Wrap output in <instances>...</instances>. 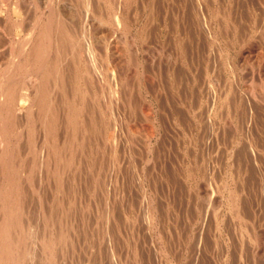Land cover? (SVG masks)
I'll return each mask as SVG.
<instances>
[{
    "label": "rangeland",
    "instance_id": "rangeland-1",
    "mask_svg": "<svg viewBox=\"0 0 264 264\" xmlns=\"http://www.w3.org/2000/svg\"><path fill=\"white\" fill-rule=\"evenodd\" d=\"M23 1L0 2V69L16 38L46 11V5H36L48 3ZM56 1L52 5L61 8L73 33L88 28L94 33V56L89 49L80 56L87 71L80 67L73 76L81 90L93 83L100 103L90 99L95 110L85 113L80 106L90 93L77 100L75 110L81 113H76L86 123L81 128L89 134L84 132L85 150L76 159L80 165L64 169L65 212L57 215L66 219L63 228L52 210V236L62 239L53 247L54 259L69 256L62 264H264V0H92L104 15L101 20L86 18L81 0ZM111 11L122 18L119 25ZM64 56L70 58L64 66L72 68L79 53L65 50ZM99 79L116 85L112 107ZM111 133L126 143V154L111 155ZM86 146L93 150L90 155ZM46 178L39 188V194H47L44 203L60 189L54 191V180ZM36 198L31 205L27 201L29 213L36 211L31 223L40 219ZM145 205L153 208L151 226ZM34 223L30 243H37L42 231V222Z\"/></svg>",
    "mask_w": 264,
    "mask_h": 264
},
{
    "label": "bare ground",
    "instance_id": "bare-ground-1",
    "mask_svg": "<svg viewBox=\"0 0 264 264\" xmlns=\"http://www.w3.org/2000/svg\"><path fill=\"white\" fill-rule=\"evenodd\" d=\"M57 1H59V0H57ZM34 2L37 4L38 0H34ZM42 2H43V0L40 3H42ZM47 2L48 3H46V4L36 5V7L46 5V7L42 8V9H44V8L46 9V11H45L46 13L45 12H44L45 14L43 12L41 14L39 13L40 16L37 15L38 17H35L34 21L32 23H30L27 28L25 27L26 28L25 33H23V35L20 36V38L18 37L15 40V44H16L15 46L17 49L14 46H12L10 48V51H9L10 58L7 59V62L5 64H3V66H1V69H0V72H1L0 73V264H38L37 263L38 257H36V251L39 252L38 253V256H40L39 262H42L43 264H62V261L65 263L66 262L65 260L69 258V256H66L68 258H64L65 260L62 259L61 257H60L61 260H59V259L55 260L56 258L54 259L55 250L53 247H58L61 244L62 239L60 237H56V236H54V237H56L57 240L54 239V237L52 236L53 232H52L51 228L49 227L50 226L49 223L52 222L51 216H52V210L53 209H55L56 217H58L57 215L60 212L61 213L65 212V211H63V209L65 207H64V205H62V202L65 201L64 198L66 197L65 195H64V198L62 197L63 190H65V189L64 188L61 189V186L63 184L64 169L67 166L68 170H71V168H69L68 166L71 167V165H74L75 163L78 164L79 162H77L78 160H76V159H78L77 156H78V154L81 155V152L83 150H85L82 148L85 147V145H83L84 141H85L84 139H86L85 138L86 135L84 134V132H87V130L85 131V128H83V127L81 128V126H84L86 123L82 124L84 121L80 120L81 117L79 116L80 115L79 113H81L82 111H85V113L94 112V110H95L93 108L94 105L92 106V104H91V102L94 99L96 100L97 106L100 103L98 101V98L97 97L95 98L96 95L94 94L95 95L94 96L92 93L94 90L93 85H92L93 83L92 84L88 83L87 87L81 90L80 89L81 87H79L80 84H78V81L74 80L75 75L73 76V71H78V72L81 71L80 67H81V69L87 71V67H84L83 64L81 63V59H83V57L80 58L82 49H84L85 51H86V49H89V51H90L89 53L92 56H94V52H92V48H90V47H92V43H94V41H95L94 36H93L94 33H93L92 29H91V31H88L90 29V28H88V30H86L87 31L86 33H81V34L79 33L80 35H76L75 34L76 32L73 33L74 32L73 31L74 26L72 28H69L66 25L67 17L65 19V15H63V12H60V11H62L61 8H58V10H56V8L53 6L55 4L52 5V0H47ZM94 2L95 1H92V0H81V4H80L81 9L84 11L86 18H87V15L91 14L95 18L99 17V19L101 20V19H103L102 17L104 15L102 16L100 12L98 13L96 6H95L97 2H95V3ZM60 3H61V1H60ZM33 6H35V5H33ZM99 7H100V5H99ZM13 8H15V7H13ZM59 9H60V11H59ZM13 11H14V9H13ZM66 11H68V10H66ZM111 12L114 13V15L112 17L114 18L115 23L117 25H119L122 18L121 17L117 18L115 16V14L119 15V13H116V11L115 12L111 11ZM105 17H106V15H105ZM71 21L72 20H70L69 23ZM102 22H103V20H102ZM104 22H106V21H104ZM83 24H85V23H83ZM85 25L83 26V28L85 27ZM83 28H81V29L83 30ZM95 29H97V28H95ZM83 32H85V30ZM144 33H146V32H144ZM15 36H17V35H15ZM149 44H150V42H149ZM13 48H15L16 50L13 51ZM261 49L264 51V45L263 44L260 45V51H262ZM65 50H68L71 54H73L75 52L79 53V56L77 59H75V60L71 59L72 68H70V67L66 68L64 66L65 62H67V60L70 59L67 56L62 57V53H64ZM88 71H89V69H88ZM83 74H85V72ZM90 75H93V74H90ZM88 78L90 79V76ZM100 78H102V77H100ZM90 80H93V78ZM100 80L101 79H99V82H100ZM105 81L106 80H104L102 82V80H101L103 87H106L109 90V95L107 94L108 97L106 98V100L110 101L109 106H111V105H113V103H112L113 99L111 98V96L114 93L118 94V91H115L114 89H112L116 85L111 86L112 87L111 88L110 86H108L109 83L106 81L108 83V84H106ZM96 82H97V80H95V83ZM77 84L79 86H77ZM102 84L100 83V85H102ZM96 85H98V84H96ZM85 86H86V84H85ZM98 90H96V91H98ZM87 93H90L89 94L90 96H88L86 98V99H88V102L85 105V98H84V101L82 100L83 103H81L79 96H81V95L86 96ZM63 95H65V96H63ZM78 99H79V102L81 103L80 107H82L81 112H80V110H78V111L75 110L76 109L75 107H77V102H78L77 100ZM90 99H93V100L90 101ZM89 102H90V106H89ZM107 107L108 106H106V105L104 106V108H107ZM111 107H110V109H111ZM104 110L106 111V109H104ZM59 112H61V115H59ZM76 112H79L78 113L79 115ZM110 112H113L112 109ZM78 116L80 117V119L78 118ZM96 118H98V117H96ZM87 119H88V117H87ZM115 120H116V118H115ZM96 121H98V120H96ZM96 121H94V119H93V122H96ZM67 123H70V124H67ZM89 123H90V121H88L87 124H89ZM114 123H116V122H114ZM95 124H97V123H95ZM69 127H71V128L69 129ZM60 128L63 129L62 132L64 134L62 132H60L62 136L58 133ZM91 128H89V130H91ZM113 128H114V126H113ZM86 129H88V128H86ZM96 129L97 128H95L94 131H96ZM99 129H100V127L98 128V130ZM66 130L72 131V133L66 132ZM70 133H71V137H70L71 139L68 136L66 137V135H70ZM115 133H116V131H115ZM76 134H78L77 137H76ZM87 134H89V132H87ZM79 136H80V138H79V140H77ZM97 137L98 136L96 135V138ZM108 138L111 141L110 144L112 145L111 146L112 153L110 152L111 155H117L120 152L121 153L125 152L126 149L124 150V146L126 145V143L123 144L120 140H119V142L121 143V149H120L121 151L117 150V149H119L118 148L119 146L117 145V144H119V142H118L117 136L114 133L109 134ZM37 141H38V145L36 146L35 144L37 143ZM86 147H89V146H86ZM111 149H110V151H111ZM92 151L93 150H91V148L89 147L87 153L90 155V153H92ZM116 152H118V153L116 154ZM125 154H126V152H125ZM24 155L27 157L29 156L31 159V162L25 161L24 160L25 158H23ZM128 155H129V153H128ZM79 158H80V156H79ZM125 158L128 159V156ZM89 161H90V163H92L93 160L90 159ZM100 163H101V161L98 162V164H100ZM77 164H75V165H77ZM78 165H80V164H78ZM26 169H28V170H26ZM41 171H43V172H41ZM67 173H69V172H67ZM78 173H80V171ZM46 176L49 178H52L54 180L53 181L54 182L53 184L55 186L54 191H56L58 189L56 187H58V186L60 187V189H59L60 194L59 193H58V195L56 194L57 195V196H55L56 198L51 197L50 200L47 197V202L44 203V202H41V197H42V199H44L43 195L45 194L47 196V194L43 191L41 192V194H39V188H41L42 182H44L45 180L47 181ZM75 180H77V179H75ZM76 183H74V184H76ZM44 184L45 183H43V185ZM74 184H71V185L74 186ZM105 188H107V187L105 186ZM36 189H38V190L36 191ZM103 190H104V188H103ZM107 190H109V189H107ZM52 191H53V189H52ZM119 194H121V193H119ZM35 195H37L36 199H38L37 200V205H38L37 209H38V218H40V219H34L33 223H31L32 222L31 217H32L33 213L36 211H34V210H33L34 212L31 211L32 215L29 213L30 208L27 204V201L28 202L33 201L34 199H32V197H35ZM72 195H70V197ZM125 198H127V197H125ZM231 198H232V196H231ZM70 199L67 198L66 201H71L72 199L71 200ZM150 201H152V200H150ZM30 205H31V203H30ZM74 207H76V206L74 205ZM145 207H146L145 208V214H147V218H148V221L150 224L151 217H149V215H150L151 210L153 208L150 209L152 206L149 208V205H145ZM233 207L235 208L234 209L235 212L238 214L237 207L234 205H233ZM110 209H112V208H110ZM66 212H68V211H66ZM53 216H55V215H53ZM63 216H64V213H63ZM63 216H62V218L58 217V219H56V220H58L57 222L60 223V226H59L60 228H63L62 224L64 222L63 223L61 222V221H64V219H65V217L63 219ZM161 216H162V213H161ZM35 221L42 222V224L40 225V226H42L41 227L42 231L40 232V237H39L40 239L37 241V243H38L37 247H36V244H37L36 242H32V243L29 242V237L33 234V233L32 234L30 233V230H32L31 227H33V228L36 227V226H34ZM56 225H59V224L57 223ZM150 226H151V224H150ZM112 228H114V227H112ZM54 230H56V229L54 228ZM66 230H67V228H66ZM66 230H65V233H67ZM57 233L55 235L59 236V233L58 234ZM60 235L63 236V231H62V234H60ZM66 236H68V234ZM35 238L36 237L34 236V239ZM70 238H71V236H70ZM89 238H90V236H89ZM72 242H73V239H72ZM72 242H71V244H72ZM79 243H80V241H79ZM76 245H74L73 247H75ZM69 247H70V244H69ZM73 247H72V249H73ZM88 247H86V248H88ZM36 248H37V250H36ZM69 250H70V248H69ZM63 252H65V251L62 250L61 256H62V254H64ZM67 254H68V252H67ZM70 254L73 255L74 253H70ZM64 257H65V255H64ZM75 258H78V257L76 256ZM83 258H86V257H83ZM53 259L55 260L54 262H52ZM42 263H40V264H42Z\"/></svg>",
    "mask_w": 264,
    "mask_h": 264
}]
</instances>
